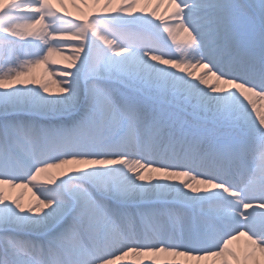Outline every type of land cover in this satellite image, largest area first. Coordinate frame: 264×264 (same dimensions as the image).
Listing matches in <instances>:
<instances>
[{"label":"snow or ice","instance_id":"snow-or-ice-1","mask_svg":"<svg viewBox=\"0 0 264 264\" xmlns=\"http://www.w3.org/2000/svg\"><path fill=\"white\" fill-rule=\"evenodd\" d=\"M258 101L264 0H0V264H264Z\"/></svg>","mask_w":264,"mask_h":264},{"label":"bare ground","instance_id":"bare-ground-1","mask_svg":"<svg viewBox=\"0 0 264 264\" xmlns=\"http://www.w3.org/2000/svg\"><path fill=\"white\" fill-rule=\"evenodd\" d=\"M56 7H59V5H55ZM65 7L68 9L69 12H71L73 14V17L77 16V15H81L83 13L88 12L90 9L93 8V6L91 4H87V5H79L78 7L80 8V12L77 11L76 8H74L73 6L70 5V3H65ZM149 11L151 10V6H148ZM163 13L165 15V17L167 18V13H164V6L162 5L161 8L158 10V14ZM183 37L184 39H186V35L184 33H179L177 35V38ZM171 39V38H169ZM51 59H53V56L51 57ZM44 69L43 66H37L36 68L33 69V76L35 78L38 77V75L40 73H42V70ZM203 71V69H197L195 74L199 75L201 72ZM53 84H50L49 87L50 89L55 92L56 89L54 90ZM258 106L261 108L262 111H264V101H258ZM59 170H51V172L53 174H55L56 172H58ZM44 175L45 174H41V176L39 178H42L44 180ZM13 190H20L21 191V195L19 196V201L20 203H22L25 206H28L31 203H34V197L33 194L30 192V190L28 189V187H16L13 188ZM246 238L241 237L239 240L237 241H233L232 245H230V247H232L234 250H236L237 252H242L245 249L246 246ZM148 257H139V256H133V255H129L127 257H124L122 264H135L136 261H143V260H148ZM156 259H160V257H156Z\"/></svg>","mask_w":264,"mask_h":264},{"label":"rangeland","instance_id":"rangeland-1","mask_svg":"<svg viewBox=\"0 0 264 264\" xmlns=\"http://www.w3.org/2000/svg\"><path fill=\"white\" fill-rule=\"evenodd\" d=\"M184 40H186V39H184L183 37L177 38L176 41H172L171 39H169V43L174 46V50H175V45L178 44V43H182ZM51 61L56 62V64L59 65V66H64L66 64V62L62 59V57L60 55L55 54V53L53 54V59H51ZM32 74H33V70H32L31 76H33ZM41 78H43L44 80L49 79V77L44 72V69L42 70V73H40L38 75V77L36 79L40 80ZM33 86H38V85H33ZM53 88H54V90L56 89L55 85L53 86ZM37 182H43V179L42 178H38ZM28 189L30 190V188H28ZM30 192L33 194V192L31 190H30ZM5 193L10 199L11 198L19 199V196L21 195V191L20 190H15L14 191L13 188H8L7 186H5Z\"/></svg>","mask_w":264,"mask_h":264}]
</instances>
